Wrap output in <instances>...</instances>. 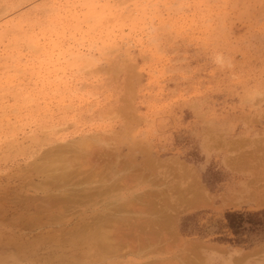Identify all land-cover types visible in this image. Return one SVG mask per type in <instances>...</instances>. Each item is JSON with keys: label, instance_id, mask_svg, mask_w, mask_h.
Masks as SVG:
<instances>
[{"label": "rangeland", "instance_id": "obj_1", "mask_svg": "<svg viewBox=\"0 0 264 264\" xmlns=\"http://www.w3.org/2000/svg\"><path fill=\"white\" fill-rule=\"evenodd\" d=\"M86 180L128 199L86 213L111 264H264V0H0V264H72Z\"/></svg>", "mask_w": 264, "mask_h": 264}, {"label": "bare ground", "instance_id": "obj_2", "mask_svg": "<svg viewBox=\"0 0 264 264\" xmlns=\"http://www.w3.org/2000/svg\"><path fill=\"white\" fill-rule=\"evenodd\" d=\"M71 15V14H70ZM100 31V30H99ZM126 65V64H125ZM124 66V65H123ZM133 67V66H131ZM127 68V67H126ZM128 69V68H127ZM134 70V69H133ZM129 71V70H128ZM131 73V71H130ZM128 74V72H127ZM132 74V73H131ZM129 75V74H128ZM129 77V76H128ZM127 77V78H128ZM128 79H131L128 78ZM129 87V86H128ZM131 87V85H130ZM126 89V88H125ZM130 89V88H129ZM133 89V88H132ZM128 92V91H127ZM132 92V91H131ZM126 93V92H125ZM133 93V92H132ZM258 93V92H257ZM260 96V95H259ZM125 98V97H124ZM123 98V99H124ZM131 98V97H130ZM122 99V100H123ZM126 99V98H125ZM123 101H126V100H123ZM130 103V102H129ZM128 103V104H129ZM125 110V109H124ZM123 110V111H124ZM132 122V121H131ZM134 123V122H133ZM92 139L89 138V137H83L82 139L76 141L75 143L73 142L72 143V146L75 148V149H79L81 150L82 148L81 147H85V148H89L90 146V143H91ZM136 141V140H135ZM73 144H76V145H73ZM59 146V145H58ZM54 147V146H53ZM60 147V146H59ZM62 147V146H61ZM55 148V147H54ZM38 151V150H37ZM75 151V150H74ZM59 152V151H58ZM43 153V152H42ZM39 154V153H38ZM62 154V153H61ZM57 156V155H56ZM109 156V155H108ZM43 157V156H42ZM36 159V158H35ZM52 160L53 159H50L49 158L47 159L46 162H40L38 163V165L36 166L37 168H42V171H46L49 170L50 172L53 170V172H51V174H42L40 175L42 177V180L41 183L42 185L45 184V188H40L38 189V191H41V193H47V191H51L52 188L55 187V184L59 185V181L61 180H64L65 177H67L65 175V172H67V168L66 166H68V164L64 167H62L60 165V167H56L54 165V163L52 164ZM146 161V160H145ZM33 163L34 160L30 161L29 163ZM36 162V161H35ZM82 162V161H81ZM150 162V161H149ZM27 163L28 165H31ZM79 163V162H78ZM44 165V166H43ZM58 166V165H57ZM35 166L33 167L34 170L36 168ZM63 169H62V168ZM32 168V169H33ZM61 168V171L58 170ZM33 170V171H34ZM71 171V170H70ZM75 170H72V173H74ZM76 172H77V169H76ZM185 172V173H184ZM33 173V172H32ZM183 173L186 175V170L183 171ZM182 173V176L185 177ZM41 174V173H40ZM66 174H69L66 173ZM34 175V174H33ZM137 175V174H136ZM16 176V175H15ZM31 176V175H30ZM91 177V176H90ZM174 177V176H173ZM37 178V177H36ZM44 178V179H43ZM103 178V177H102ZM146 178V177H145ZM127 179V178H126ZM128 180V179H127ZM193 181V180H192ZM34 182V181H33ZM31 183L32 185L34 184V188L36 187L37 189V186L38 184H35V183ZM59 182V183H58ZM92 181H89L87 182V180L85 181V183L81 184V185H78V187H83L84 189L83 190H80L72 193V195H74L72 198L73 199H77L78 201L80 200V202H84L85 203V211L83 212V215L80 217H76V218H72V221L77 219L78 220L76 221V223L74 224V226H72V229H71V233H72V243L70 244L72 246V264H106L107 261H113L114 258L117 257V252H116V255H108L111 251H112V241L110 240V237H109V232L102 229L100 224L99 226L97 225H94L95 224V221L94 219H91V221H88L90 219V217L88 215H86L87 213V210L90 209V207H93L95 206V208H93L94 210H96V213L97 212H100L101 214V219L102 221H105L107 216H108V213L110 212L108 209L112 207V205L114 204H121V207L123 208L124 206L127 205L128 203V199H127V196H120V195H117V196H112V195H106L111 187L115 186L113 184V186H111L110 184L107 186V183H105V181H102L101 183H99L98 185L94 184V183H90ZM157 182V181H156ZM194 182V181H193ZM37 183V182H36ZM44 183V184H43ZM96 183V182H95ZM192 183V182H191ZM27 184V183H26ZM29 184V183H28ZM61 184V183H60ZM23 185H25L23 183ZM91 185H96L97 186V192H96V197H93V195L90 193L92 190H89L92 186ZM121 186V184H118V186ZM155 185V184H154ZM90 186V187H89ZM18 187V186H17ZM24 187V186H23ZM38 187H40L38 185ZM122 187V186H121ZM175 187V185H174ZM199 187V186H198ZM59 188V187H58ZM74 188V187H73ZM203 188V187H202ZM201 188V189H202ZM55 189V188H54ZM76 189V188H75ZM95 189V190H96ZM114 189V188H113ZM178 189V188H177ZM196 189V188H195ZM204 189V188H203ZM70 190V189H69ZM77 190V189H76ZM200 190V189H199ZM21 191H23L21 189ZM37 191V190H36ZM198 191V190H197ZM55 192V191H54ZM58 192V190H57ZM165 192V190H164ZM13 193V192H12ZM50 193V192H49ZM66 193V192H65ZM132 193V192H131ZM172 193V192H171ZM146 194V193H145ZM38 195V194H37ZM77 195L80 197V199H78ZM106 195V196H105ZM20 196V195H19ZM49 196V195H48ZM50 196H54V195H50ZM99 200H97V198H99ZM102 197V198H101ZM111 197V200L108 202V198ZM28 198V197H27ZM142 198V197H141ZM148 198V197H147ZM39 199V198H37ZM60 199V198H59ZM145 199V198H144ZM32 200H35V199H32ZM58 200V199H57ZM56 199L55 200H51L52 202H56L57 201ZM76 200V202H77ZM21 201V200H20ZM26 201V200H25ZM44 201V200H43ZM41 201V202H43ZM60 202H62V198L61 200H59ZM59 201H57L59 204ZM18 202V201H17ZM45 202V201H44ZM43 202V205L42 206H47L45 203ZM50 202V204L52 203ZM54 202V204H55ZM82 202V203H83ZM147 202V201H146ZM72 203H73V200H72ZM95 203V204H94ZM15 204V203H14ZM45 204V205H44ZM48 204V203H47ZM50 204H48V206H50ZM53 204V203H52ZM131 204V203H129ZM31 205V207H29ZM38 205V203H37ZM40 203H39V206L38 208H35L33 207L32 209V206H35L33 204V202L31 204H28L27 205V208L24 207L25 211H23V213L21 214H18V220L20 222H22V220H28V224L32 226V228L35 227V229L37 230H42V229H45L47 227H52V224L50 223H44L43 221V218L45 214H41L42 212H44L45 210H42V209H39L40 207ZM55 206V205H54ZM133 206V205H132ZM136 206V205H135ZM43 207V208H44ZM139 207V206H138ZM142 207V206H141ZM100 208V210H99ZM46 209V208H45ZM141 209V208H140ZM144 209V208H143ZM143 209H141L143 211ZM148 209V208H146ZM32 210V211H31ZM34 210V211H33ZM116 210V209H115ZM126 210V209H125ZM109 211V212H108ZM107 212V213H106ZM48 213V212H47ZM152 213V212H151ZM164 213V212H163ZM123 214V213H122ZM60 215V214H59ZM111 215V214H110ZM112 215H113V212H112ZM88 219V220H86ZM93 220V221H92ZM150 220V219H149ZM149 220H148V223H149ZM51 221H54V220H51ZM152 221V220H150ZM19 223V222H18ZM97 223V222H96ZM151 223V222H150ZM23 224V225H22ZM22 224H19V230H23L24 229V223ZM26 224V223H25ZM154 224V223H153ZM168 224V223H166ZM139 225V223H138ZM149 225V224H147ZM161 225V224H160ZM140 227V226H139ZM151 227V226H150ZM56 228V227H55ZM54 228V229H55ZM143 228V227H142ZM154 229V228H153ZM57 230V229H56ZM156 230V229H154ZM63 231V230H62ZM126 231V230H125ZM130 231V230H129ZM134 231V230H132ZM42 232V231H41ZM147 232V231H146ZM25 233V232H24ZM26 234V233H25ZM52 234V233H51ZM51 234H48L46 236H44L43 234H40L38 235L40 239H48V243L50 244H53L55 242L54 240V237L53 235ZM60 235V234H59ZM154 235V234H153ZM117 236V235H116ZM152 236V235H151ZM130 239V238H129ZM152 239V238H151ZM163 240V239H162ZM151 242V241H149ZM134 243V242H133ZM12 244V243H11ZM14 244V243H13ZM57 244V245H56ZM64 244V243H63ZM125 244V243H124ZM142 244V243H140ZM54 245L57 246V249L58 250H62V251H70V250H67L65 249L63 246H61L60 244H58V242H55ZM133 245V244H132ZM135 245V244H134ZM133 245V246H134ZM70 246V247H71ZM135 248V247H134ZM132 248V249H134ZM117 249V248H116ZM122 249H120L121 251ZM53 251V250H52ZM116 251V250H115ZM139 251V250H138ZM26 252V251H25ZM146 252V251H145ZM141 253V252H140ZM121 254V253H120ZM120 256V255H119ZM197 259V258H196ZM198 260V259H197ZM200 262V261H199ZM111 264V263H110ZM172 264V263H171ZM198 264V263H196Z\"/></svg>", "mask_w": 264, "mask_h": 264}, {"label": "trees", "instance_id": "obj_3", "mask_svg": "<svg viewBox=\"0 0 264 264\" xmlns=\"http://www.w3.org/2000/svg\"><path fill=\"white\" fill-rule=\"evenodd\" d=\"M258 214V213H256ZM246 212H231L225 215V218L228 222V227L231 228L234 232H239L244 230L245 224L249 223L248 220L252 217V215Z\"/></svg>", "mask_w": 264, "mask_h": 264}]
</instances>
